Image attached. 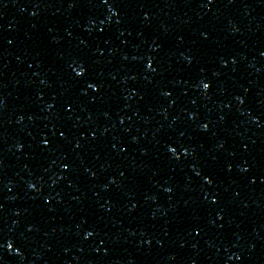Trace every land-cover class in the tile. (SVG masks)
<instances>
[{"label":"water","instance_id":"95a60500","mask_svg":"<svg viewBox=\"0 0 264 264\" xmlns=\"http://www.w3.org/2000/svg\"><path fill=\"white\" fill-rule=\"evenodd\" d=\"M0 264H264V0H0Z\"/></svg>","mask_w":264,"mask_h":264}]
</instances>
